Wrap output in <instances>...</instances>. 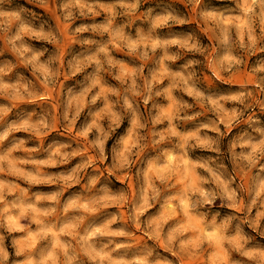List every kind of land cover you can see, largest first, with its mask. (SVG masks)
I'll use <instances>...</instances> for the list:
<instances>
[{"label": "clouds", "instance_id": "9594fccd", "mask_svg": "<svg viewBox=\"0 0 264 264\" xmlns=\"http://www.w3.org/2000/svg\"><path fill=\"white\" fill-rule=\"evenodd\" d=\"M0 264H264V0H0Z\"/></svg>", "mask_w": 264, "mask_h": 264}]
</instances>
